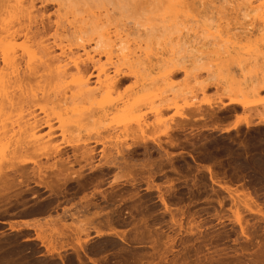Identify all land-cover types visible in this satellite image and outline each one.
I'll return each instance as SVG.
<instances>
[{"label":"rangeland","instance_id":"1","mask_svg":"<svg viewBox=\"0 0 264 264\" xmlns=\"http://www.w3.org/2000/svg\"><path fill=\"white\" fill-rule=\"evenodd\" d=\"M34 1L36 2V3H34L36 11L39 10V13L42 12V14L37 13L38 14L37 17L40 18L42 15V17H43V18H41L42 23L46 24V25H48V24L50 25V28L48 29L47 33L45 34L46 36L44 35L45 36L44 42L46 41V45H47V43H48V45H51V46L53 45L52 41H53V38L55 37L56 33L58 35L57 36L58 39L62 40V42L64 44H67V42L70 43V33L66 32L65 30H61V29L56 30V27H55V24H56L55 22L57 20L59 21L60 18H58V17H61V15H63L62 14L63 10L62 11L58 10L60 12L59 13L57 11L58 7H56L55 4H48V3L40 4L41 0H34ZM142 1H144V0H142ZM142 1H141V3H142L141 5H143V7H141V5L139 7V5H138L139 8H142V10L140 9L142 12L138 8V10L140 11L139 14L141 16L139 14L138 15L140 17H136V16L132 15V16H134L135 19L136 18L138 19V20L136 19L137 21L135 20L136 22H138V25L141 24V26L143 25L144 27H145V25H147V27L149 26L147 29H149L152 26L154 28L155 27L159 28V27H162L163 25H165L166 22L170 21L171 24L178 25V27L175 26L178 28V29L176 28L177 29L176 34H175V30L173 31L171 29L170 31H172V34L170 33L169 34L170 36L169 35L168 36L162 35L163 38H160L161 37V35H160V37H159L160 39H158V37H157L158 34L156 35L153 31V34H155L157 39H158L156 42V40H155L156 38H154L155 35L153 37L150 34L151 32L149 31L150 29L153 30V28H150L148 30L150 35L148 33H147L148 35H146L147 30H144L146 28H142V27L140 28V26H138L135 21L132 22V20H133V18L131 19L132 16L129 15L130 19H128L129 17L127 18L128 15L125 11L126 9L123 8L127 16L124 15L122 17H119L120 15L125 14V13L120 14L122 10L117 11L118 9H120L122 7V4L120 6L118 4H112V5L110 4V6H112V7H110L109 5L106 6V4L100 3L98 10H97V8L95 9V7H94L95 11H94V9H92L91 13H93V14L95 13L94 16H96V13L98 12L99 14L97 13V17H98V15H100L99 18H101V19H102V17L104 19V16H105V19L109 18V17L106 18V13H104L105 14L104 15L103 12H109V13H107L108 14L107 16H111V15L113 17L115 16V18L110 17L111 18L110 20H112V21H110L111 25H110V23H108L109 25L103 24V25H105V26H103V28L105 27L104 29H106V26H108L107 29H109V26H110L111 30L109 29V31L112 34V32L115 31V28H113V27H116V26L121 27V28L124 27L125 29H127V32H129V34H130V36L128 38L130 40V41H128L129 49H131L133 47L131 50H133V49L135 50L136 47H140V49L142 51L147 50V53L152 52L151 55L149 53V56H151V58H156L157 56H154V55L159 56L160 53H163V52L164 53L161 56L164 55V57L165 56L167 57L168 55H165V53L170 49V47H171V49L175 50V47L177 49V47L179 45L178 42L181 43L180 47L183 49L182 50L183 55H182V53L177 55L179 53L178 52L176 54L177 57H176V55L173 57L175 60L172 58V56H170V57L168 56L170 58V61H172V65H174V62H173V60H174V61H176L177 65H179V66H177V69L180 68L181 66H184L189 71L188 76L191 73V76H189V77H192V78L195 77L196 82H198V80H199V82L200 81L205 82V80H208V78H210L212 81L210 79H209V81H210L209 83H207V81H206L205 83L207 84V86H205L204 90L200 91L198 89V86L196 84H194V82H195V81H193L194 79L192 80V78H191V80H192L191 83H188V85L190 84L189 86L191 87V90H190V88L186 87L184 84L185 88H188V90L187 89L185 90V88L183 89V84L181 85V83H183L184 81L186 83L190 82V79L183 80L184 74L182 73V71H179L178 73H176V76H174V79H172V80H173V82H175V83H173V85L174 84H176V85L180 84L182 87L178 86L180 88H178V87L176 88L175 87L176 85H174L173 89L174 88H176V90L180 89V90H178V92L179 91L184 92V90L190 91V92L192 90L193 91L190 94L187 92L188 93L187 95L185 92V95L187 97L184 95L183 92L179 93L181 95L183 94L184 97L180 95L177 97V99H175L176 106L171 105L172 107L171 108L168 107L169 109H167V107H164L163 108L164 110L163 109L160 110L161 109L160 107H163V105L161 103H159L162 100L161 98L165 97L166 99H170L167 97L173 96V94L170 93L171 90L169 92V89L166 86L165 87L163 86L164 87L163 89L167 88L168 89L167 91L169 92V94L167 91L165 92V90H163V89L162 90L164 92L160 89H159L160 90L159 92L155 91V93H153V91H150L152 93L149 94L150 96L147 95V98L145 99L146 102L145 101L142 102V104L144 102H145L144 104H146L147 101L149 100V102L146 104V106L138 104L139 105L138 112L131 115L132 116L131 119L136 118L135 119L136 124H138V123L139 124H147V126L144 127L145 130L143 129V131H146L145 132L146 135H143V137H142L143 140H142V138H139L140 142L138 141V139H136V140L134 138L132 139L131 138L132 136L131 137L129 136L128 138H126V142H127L126 144L130 148H128L129 150L124 152L126 154L123 156V157H125L127 155L125 158H126L127 162L130 161L132 166L136 165V167L134 169L136 174H134L133 170H132L133 172L130 171L131 172L130 174H129V171H126L123 173L124 170H120L116 166H110V169L105 167V165L103 164L104 159L102 156H104V153L107 154V152L105 151L103 154L101 152H103L102 151L103 148H106L105 146H107L109 148V149L106 148V150L111 152L110 151L111 146H109V144H107V143L112 142V140L108 139L109 140L108 141L107 139L104 140L105 138H103V139H100V140H102V141H100L101 143L100 142L95 143L92 140L89 141L90 148L93 147V149L95 151V158H94L95 162L93 161V164L95 166L94 165L93 166L97 167L96 169H93V170L90 169L89 170V168L85 167L82 169L80 168V170H79V167L82 166V164L80 166L75 165L73 167V169L76 168V169H74V171L78 169V171L82 174L81 175L82 180H84V181L78 180L77 181L78 184L76 183V181H69L64 185V188H62V190L58 191L59 194H56V195L54 194L55 192L52 194H51V192H49L50 193L49 194L48 190L44 191L41 189V190H39V193H37L38 195L36 194L35 196H31L32 187L36 188L34 186V184L31 182L27 183L26 185H24V184L19 185V188L16 186H15L16 188L13 187L12 190H14V191L10 190L11 194H9V192H10L9 190H8L9 192L6 191L8 196L14 195V197H11V199H9V200H5V202L3 200L0 201V264H16V263L17 264H22V263L23 264H31L30 261H32V260L39 262V263L43 262L45 264H71V263L76 264V258L75 257H76V255L78 256V254H79V257H81V258L83 257L82 259L85 261L86 264H118V262H119V264H264V177H259L260 174L252 173L250 171L251 169H253L254 165L258 166V163L256 162L255 164H253L251 162H246V164H247L246 165L245 162H241L246 167V170L241 172V173L238 172V170H237V169H239L238 163L236 165V162H234L235 161L234 158L232 156L227 157L225 155L226 152H224V149H225L224 139L226 138L225 137L226 134H222V133L220 134V132L209 131L208 128H207V130L206 129H204V130L200 129V126L205 125V124L209 125L212 123V122H210L211 120L208 121V119H206L207 117H205L206 123H203L205 121H202V119H199V117H196L197 120L196 119L193 120L194 122L193 121L188 122L189 126H188V124H186V126L184 128H181V129H178L175 131L172 130V133L169 130L168 134L169 135L171 134L170 136L169 135L167 136L164 134V132H165V129H164L165 126L164 125H166L165 128H168V125H167L168 122H169L168 123L169 126H173L174 123H180L181 122V119L179 118V114H178V112H180V111H178V110L184 107L185 101H186L185 103H188V101H192V99H190V98H195L197 100L196 102L204 101V102L212 103L214 105H216V104L217 105H225L226 103H228L229 95L225 94L222 91L221 86H218L219 85L218 80H220L221 75H222V77H223V74L226 76V73H224V72H226V71H227V73L229 72L230 75L233 76L234 78L236 77V79L237 78L242 79V76L245 74V76H243V77L251 78V80H253L251 77V76H253V74L246 73L248 68L245 66H242V69H240L241 67L238 68L239 66L237 65V63L235 65H233V64L229 65L226 69L222 68L224 70H222L221 67L219 69L218 68L220 66V65L218 66L219 61L217 58L214 59V57H216V55L215 56L210 55V58H212L211 59L212 61H210V58L207 59V57H209V56H206V59L203 58L202 59L203 61H201L199 64L197 63V66L199 65L198 67L193 66V68H192V65H194V64H189V63H187L186 58L181 59L180 57H182V56L185 57V54H184L185 51L184 50L187 48V46L184 44L183 41L187 40V38H189V35H190V37H192L193 35L195 36L197 34V36H195V37H197L198 39L197 38L195 39L193 37L189 39L192 42H196L198 44H199V42H201L202 44H204V42H205V44H207L209 36L211 39H213L212 38L213 34H211L210 32H216V30L218 32L219 31L218 28H221L222 26L224 28L222 27V30L220 29V32L222 31L221 35L226 33V32L228 33V35L229 34L232 35L233 33L238 34V33H241V31L247 32L248 30H249V33H250V31L252 33V31L254 32L256 30H257L256 32L258 33L261 29L260 27H262V26H260L261 22L258 24L259 18H258V16L257 17L255 16L256 12L254 13V11H253L254 8L250 9L253 5L255 6L256 3L253 2L254 0H250V1L247 0V3H244V1H242V0L239 2H235L234 5H237V4H240V2H243L242 5L245 6V4H248L249 2L252 1L251 2V3H253L252 6L249 7L248 5H246V7L248 6L247 7L248 9L246 10V8L244 6L243 7L245 9L241 6H239V8H238V6L237 7L235 6V8L234 7L232 8V6H234V5H232L233 3L230 4L231 7L224 2H222L223 4H221V2L216 4L218 2V1L216 2V0H215V3H214V0H211V1L205 0V2L201 1V3L199 5H198L199 0H194V1L193 0H189V1L188 0H186V1L180 0L181 3L178 0L177 6H178V4L182 5V2H184L185 4L183 3V6H178V7L174 6L175 9L172 8V11H173L172 12L170 9L171 6L169 7L163 1V3H162L163 5H159V3H158L159 6L157 7V9L158 10L160 9L159 11L161 12V13H159V11H157V13H159V15H158V14H156V12H154L156 8L155 9L152 8V7L157 6L156 2H154V6H153V3H151V2H153V0H149V1L145 0L146 2H148V4H147L144 1L146 3V6L147 7L151 6V7L147 8L143 4ZM206 1H208V3L211 2L212 3V4H210L211 6L208 5V3ZM227 1H232V0H227ZM150 3H151V5H150ZM165 4H166L167 8H166ZM186 4H189V5L194 4L195 7H193V5L188 7ZM202 4H204V5L202 6ZM213 4H215V6L217 5V7L215 8V6ZM225 4L227 6L226 7L227 9L225 8ZM102 5H104L103 8L107 7V8H105L107 11H104L103 8H102L103 10L100 9L102 7ZM184 5L186 6L187 9L185 8ZM218 5H221V7H222L221 10L224 7L225 11L222 10L221 11L222 13L219 12L220 6H218ZM222 5H224V6H222ZM94 6H96V5H94ZM117 6H119L120 8ZM180 7H181L182 12L184 11L183 12L184 14L180 11V9H178ZM190 7L193 9H191ZM144 8L146 10H144ZM165 8L167 10H165ZM188 8H189V11H188L189 13H187L185 11V9L188 10ZM217 8H219L218 11H217ZM79 9H81V8L78 7L77 10H79ZM99 9H100V11H99ZM163 9H164V11H163ZM173 9L179 10V11H176L175 14H170V11L172 13H174ZM190 9H191V11H190ZM240 9H241V11H240ZM242 9H244V10H242ZM83 10H85V9H83ZM83 10H81V11H83ZM143 10L145 12V15H144ZM227 10L229 12H227ZM236 10H237V12H235ZM250 10L253 11L254 14H252ZM81 11H80V15L82 14ZM88 11H90V10L88 9ZM88 11H87V14L85 13V15H84V12H85L84 11L83 15H81L82 17L79 15V17H80L79 19L87 18V16L89 17L90 13L88 14ZM92 11H94V12H92ZM150 11L153 12V16H152V13ZM230 11H233V12H230ZM64 12H65V10H64ZM74 12H76V11H74L72 9V14ZM137 12L138 11L136 10V13ZM67 13H69V12H67ZM76 13H75V18L77 20L78 19V11ZM110 13H112V14H110ZM141 13H143V15ZM69 14L67 16L68 19L66 21H68V20L71 21V17L74 15L73 14L71 16V11ZM154 14H156V15H154ZM165 14H167L168 18L166 17ZM64 15H65V13H64ZM117 15H119V16H117ZM147 15L148 16L151 15V19L149 18L150 21L147 20V18H148ZM173 15H175V16H173ZM154 16H155V18H154ZM156 16H158V17L161 16V18H158ZM169 16L172 18V21L169 18ZM174 17H175V19L177 17L176 21H175V19L173 20ZM189 17H191V19ZM253 17H255V18L253 19ZM38 18H37V23L35 24V25H37V27L42 26L41 24H39V23H41V20ZM142 18H145L146 20L143 19L144 20L143 21ZM179 18H181V19H179ZM65 19L66 18L64 17V20L63 19L62 20L65 21ZM154 19H157V21ZM162 19L165 20V24L163 23ZM151 20L153 23L156 22L154 24L155 26L151 25V24H153V23H151ZM113 21H115L116 23H114ZM142 21H143V23H142ZM158 21H159V23L157 24ZM112 22H113V24H112ZM119 22H120V25H119ZM207 22H208V27H206ZM149 23H151V24H149ZM191 23L194 27L191 25ZM160 24H162V25L160 26ZM210 24H212V25H210ZM62 25L67 26L69 24H67V22H66ZM158 25H159V27H158ZM190 25H191V27H193V29L190 28L189 32H193L195 30V31H197V33L195 31L193 33H188ZM211 26H214V27L211 28ZM117 27H116V29H118ZM184 27H186V28H184ZM203 27L205 29L207 28L209 33L207 30H204ZM215 27H216V30H215ZM64 28L66 29L67 27H64ZM173 28H174V26H173ZM210 28L212 31L209 30ZM134 29L135 30L137 29V30L135 31ZM225 29H226V31H225ZM258 29H259V31H258ZM178 30H180V31L178 32ZM227 30H229V31H227ZM186 31H187V33H186ZM159 32H160V30H159ZM229 32H233V33H229ZM256 32H254V34ZM142 33H143V35H142ZM159 34H161V32ZM206 34H207V36H206ZM214 34L216 35L217 33H214ZM218 35L219 34H217L216 36H218ZM226 35L225 34L222 35L221 38H223V36L226 37ZM145 36L146 37L151 36L150 38H152V39H150L149 37L148 38L150 40L148 38L145 39ZM166 36H167V38H164ZM206 37H207V39H205ZM254 37L256 38L257 35H254ZM112 38L114 40V37H112ZM153 38H154V40H153ZM143 39H144V41H143ZM211 39H209V41ZM252 39H254V38H252ZM145 40H146L147 44L145 43ZM160 40H161V42H160ZM22 41H23L22 38H21V40L19 39L17 44L22 43ZM133 41H134V43H133ZM153 41L155 43H157L158 46H156V44ZM135 42L136 43L138 42V43L136 44ZM167 42L170 45L173 44L174 47L172 48L173 45L168 46ZM170 42H172V43H170ZM258 42H262V41L259 40ZM263 42H264V40H263ZM159 43L160 44L162 43V45H160ZM164 43L165 44L167 43L166 46ZM163 44L165 47H163ZM258 44L260 45L261 43H258ZM258 44H257V47L259 49L261 48L260 50H262V47H260L261 45L258 46ZM147 45H149V46L147 47ZM93 46H94L93 43L87 44L86 50L87 51L89 50V53H91L93 55V56L92 55L91 56L94 59L95 58L97 60L99 59L100 64L101 63L107 64V61L105 62V59H104L106 57L103 54H100V56H99V54H97L98 51H97V53L95 51L92 53V51L94 50V48H92ZM152 46H153V48H151ZM207 46H209V45L207 44ZM262 46L264 47L263 44H262ZM146 47H147V49H144ZM157 47L159 48V50L157 49ZM72 48H73V52L75 51V53H77L76 55H78V54L82 55V52L80 51L81 49L76 50L74 47H72ZM148 48L149 49L151 48V50H153V51H151V50L148 51ZM161 48H162V50H161ZM246 48L247 47L244 46L243 52H245L247 50ZM115 49L117 50L118 48H115ZM136 50H137V48H136ZM260 50H258V51H260ZM53 51H54L53 54L54 53H55V55L58 54V50L55 49ZM170 51H168V52H170ZM248 51L252 52L253 49H250V47H249ZM258 51L256 49V51L254 53L258 54ZM263 51H264V49H263ZM243 52H242V54H243ZM251 52H249V53H251ZM254 53L252 54V56L250 58L251 62L254 60V59H252V58H254L253 57ZM115 54L117 55V53L113 54V61L114 62H116V60H117V59H115L116 57H114ZM152 55H153V57H152ZM242 56H244V54ZM242 56H240V57H242ZM151 58H150V61L152 60ZM171 58H172V60H171ZM246 58H247V56L243 57L242 59L244 60ZM204 59H205V62H204ZM243 60H241V58H240V61L242 63L245 61V60L244 61ZM148 61H149V59H148ZM152 61H156V59L152 60ZM121 62L117 61V63H118L117 66L120 65ZM213 62H215V63H213ZM247 62H248V59L246 60V63ZM151 63L152 62H150L148 65L150 66ZM246 63H243V64H246ZM169 64H170V62H168V66H166V68L170 67L171 64L170 65ZM258 64H259V62H258ZM121 65H122V67L119 66L120 67L119 69H121L122 72H125V74H127L130 78L129 81L127 83H125V85L123 86L126 88L123 89V87H122L121 89L123 91L125 90V92H126V90L130 91L131 88L133 87L132 90L137 91L139 88H141V87H139V86H141V84H142V86L144 85L143 84L144 83L143 77L142 78L140 77L142 75L138 76L139 77L138 79L143 81L139 84L140 81L139 80L137 81V78H136V80H134L135 79L133 77L134 75L131 74L135 69H133L131 71V69H128V68H130V66L126 65L124 67L125 63H123ZM107 68H110L109 72H111L112 67L109 66ZM139 68H141V67L136 68V70L134 72L136 73V71H137V73H138ZM261 68H262V70L264 69L263 66L260 67V69ZM150 69H152V73H154L153 72L154 67L153 68L150 67ZM128 70H130V71H128ZM141 70L142 71L144 70L143 72H145V68L144 69L141 68ZM240 70L243 73L242 76H241L242 73L240 72ZM262 70L256 69L255 74L260 75ZM154 71H155V73L152 74L153 77L158 72L161 73V71L156 72V68L154 69ZM257 71H260V73ZM90 72H92L93 75H95L94 69L91 68ZM145 73H142V74H145ZM138 74H140V73H138ZM209 75H210V77H209ZM217 75H219L220 77L219 76L217 77ZM185 78H187V77H185ZM67 79H69V78H67ZM67 79L65 82H68L69 84L72 85L71 81H69ZM213 79H214V81H213ZM241 79H239V80H241ZM132 80L135 83H133ZM186 80H189V81H186ZM223 80L224 79L221 78V81H223ZM246 80H249V79H246ZM260 80H259V82H261ZM262 80H263V82L261 84L263 85L264 79H262ZM91 81H95L94 77L91 79ZM136 82H138L137 83L138 85L136 84ZM257 84H258V82L256 83V85ZM261 84H258V85H261ZM131 85H135V86H131ZM137 86H138V88H137ZM121 89L119 90L120 93H121ZM128 89H130V90H128ZM65 90H66V92H69V91H67L68 89H65ZM139 90H143V87H142V89H139ZM176 90H174V91L176 93H178ZM174 91H173V93H174ZM261 91H262V89H261ZM225 92H227V91H225ZM125 94H128V93H125ZM129 94H130V92H129ZM191 94H193V95H191ZM261 94L263 95V92H261ZM177 95H175V97ZM125 96H129V95H125ZM138 96H136L137 99H139V98L142 99V97H144L145 95L140 96V94H138ZM189 96H191V97H189ZM185 97H186V99H184ZM173 98H174V96H173ZM173 98L171 97V99H173ZM256 99L251 98V100H249V102H250L249 104L257 103ZM38 102L40 103L41 101H38ZM39 103L36 102L35 103L36 106L34 107V110L37 112V113L36 112L35 113L38 116H40V115L43 116L38 111V107L44 106V108L46 110H49V109L51 110V108H52V107L51 108L49 107L50 105H48V103H46V104L40 103V105H39ZM175 103H173V104H175ZM37 104L39 106H37ZM156 104H157V106H158V104H160V107L158 106V108H157ZM201 104L204 105L203 102ZM47 108H49V109H47ZM153 108L155 109V111L158 109L159 111L162 112V113L159 112L161 117H160V115H156V112H158V110L156 112H154ZM203 108L206 110V107L203 106ZM148 109H150V111ZM52 110H53V108H52ZM52 110L50 113H53ZM237 110H239V109H237ZM139 113H141V115ZM10 114L8 115V117H7V115H5L3 117V119L4 118L5 119L10 118L11 122H12L13 121L12 118L16 119L18 117V116H16L17 111L14 113L15 116L13 113L11 115ZM18 114H19V112H18ZM55 114H56V112H55ZM55 114H53V115H55ZM136 114H139V115H136ZM219 114H221L222 118L220 117V115H219V117L221 119H224V120H222L223 123H225L224 121L232 122L233 121L232 119H235L234 117L231 116L230 117L231 120H230V118L226 120L224 118L225 116L223 114V111H219ZM237 114L238 115L241 114V110H239L237 112ZM119 116L120 115H117V117H119ZM240 116H242V115H240ZM117 117L113 116V118H111V119H113V122L109 120L111 122V124L110 123L107 124V126H108L107 128L110 129L112 127L110 129L112 132L111 133L112 136L113 135H119V133L121 131H124V130L126 131L127 129H129V130H127L126 132L130 133V132H132V129L134 130V128L136 127V125H134L135 122H133L134 119L133 120L129 119L126 121L123 120V123H122V121L120 119V117H122V116H120L119 119H117ZM125 118H127V117L125 116L124 119ZM153 118L155 121L156 120H158V121L155 122L153 120ZM158 118H161V119H158ZM3 119L1 121H3V125H5L6 121H5V119L4 120ZM10 119H7V120L9 121ZM159 121L161 123L160 125H159ZM198 121H201V122H198ZM8 123L11 124L10 121ZM8 123H6V125H5L6 126L5 129L7 128L6 131L8 129L9 130L11 129V127H9V128L7 127ZM156 123H158V125H156ZM201 123H203V124L201 125ZM241 124H240L239 128L242 127ZM55 125L57 127V124L54 123V126ZM190 125L192 126V128ZM0 126L3 127L2 124ZM198 129H200V130H198ZM242 129L243 128L240 129L242 132L240 130H239L240 132L238 131L237 133L233 131L232 132L233 134L230 136H235L236 134H237V136H240V137L243 136L244 131ZM180 130H183V131H180ZM1 131H3V130H1ZM56 132L59 133L57 130H56ZM95 133L97 134L96 129L90 130V132H87L88 135L90 134L89 136L92 135L93 137L95 136L94 135ZM238 133H240L241 135ZM6 135H8L7 132H6ZM6 135H5L6 138L4 139V137H3V140L7 143V140H9V137H11V136H9L7 138ZM9 135H11V134H9ZM86 135H84V137H82V139H85ZM144 136H146L147 138L144 139ZM0 138H2V136ZM13 138H11L12 140L10 139L8 141V143H10V141L13 142V140H15V138L14 139ZM61 139H63V138L60 137L59 134H57L55 136V142L54 143L60 142L63 144V142L60 141ZM220 139H222V142H223V147H221V148H222V154L224 156L222 154L219 155V153H215V151H213V150L211 151V149L210 148L208 149V147L204 148V146H203L204 144H213L212 141L216 142L217 140H220ZM103 140H104V142L106 141L107 143L105 142V144H104ZM133 140L136 141V144L132 143V142H134ZM169 140H172L173 142H175L176 147L168 146ZM177 141L180 144L176 143ZM2 142H1V144H3V145L6 144L5 142H3V143ZM102 142L105 145L104 147L102 145ZM208 142H210V143H208ZM8 143L6 144L5 148H2L3 146H0V170L1 171H2V169H5L4 168L5 164L8 165L9 164L8 162L11 163V161H10L11 160L10 159V157H11L10 156V150H11L12 144L11 143L8 144ZM157 143L159 145H161L162 149L158 147ZM192 145H194V146H192ZM62 146L64 147V151L62 150V152L67 154L68 156H71L72 155V149H70L69 147H67L65 145H62ZM112 149L111 150L114 153V148H112ZM204 149H205V151H204ZM129 151L131 154L129 153ZM164 151L165 152L169 151V154L171 153L170 156L166 157L164 154L165 153ZM65 154H63V157H66ZM261 155L264 157V153ZM1 156H2V158H1ZM25 158H22L21 160H24ZM101 158L103 161L101 160ZM168 158H169V160H168ZM146 159H148V160H146ZM171 160H173V161H171ZM145 161H147V166H149V167L152 166L150 169V172L152 174L151 175L152 179L148 178V180H147L148 172H147V174H145L146 172L144 173L143 172L144 170H141V168H140V170L142 171V172H140L138 169L139 166L145 165ZM42 162H44L43 159H42ZM138 163H139V166H138ZM150 164H152V165H150ZM83 165H84V163H83ZM5 167H7V166H5ZM29 167H31V165ZM98 167L100 170L98 169ZM149 167H146V168H149ZM263 167H264V160H263ZM207 168H209L210 170H213L212 172L216 176V178L213 180H215L214 182H216V183H214L213 181H210V178H208L209 176L207 174L208 173ZM136 169H138L137 170L138 172L136 171ZM164 169H166V170L164 171ZM188 169H189V171H188ZM119 170L122 171V173L124 174L123 175L124 177H121L122 174ZM176 170H178V171H176ZM117 173H119L118 174L119 176L121 174V176H120L121 178H119V176H117ZM125 173H127V175ZM138 173H139V175H138ZM133 174H134V176H132ZM153 175L155 177H153ZM115 176L118 177L119 179L117 178V180H116ZM250 176H251V178H250ZM144 177H146V178H144ZM112 178H115L116 181ZM178 178H179V181H178ZM86 179H88V181ZM143 179H145V180H143ZM250 179H252V180H250ZM111 180H114V181H111ZM134 180H136V181H134ZM163 180H165V181H163ZM85 181L87 182V184H85L86 183ZM81 182L82 183L84 182L83 183V184H85L84 187L82 186ZM97 183H99V184H97ZM169 183H171V187H170ZM223 184H225V186L228 185L227 186L228 187L227 192H224L221 188L218 187V186H222ZM251 185H255L257 187H255V186L253 187ZM169 187H170L171 191H169ZM172 187H173V191H172ZM165 190H167V192L168 191L169 192L167 193ZM238 190H240V191H238ZM94 191H95V193H94ZM19 192L21 193L20 196L17 195V194H19ZM229 192H233L234 194L229 193ZM243 192L244 193L247 192L248 194L250 193L249 194V196H250L249 201L247 200V198L249 199V196H247L248 194L246 193V196H247L246 197ZM4 193H3V195H4ZM15 193H16V195H15ZM92 193H94V194L92 195ZM190 193H192V194H190ZM238 193L241 195H239ZM251 194H252V196H251ZM3 195L1 194V199H2ZM118 195H120V196H118ZM159 195H161L162 197L164 196V199L165 200L167 199V200L166 201H159L160 200ZM243 195L245 198L243 197ZM15 196H17V197L19 196V197L18 198L16 197L17 199L15 200ZM78 196H80V197H78ZM86 196H88V199L90 198L89 200H91V201H85V199L87 200ZM32 197L35 199H33ZM82 197L83 198L86 197V198L83 199ZM237 197H239V198H237ZM251 197L253 200L251 199ZM236 199H237V201H236ZM47 200L52 201L51 202L52 205L54 204V206L51 208L50 213H48V212L47 213H38V214H44V215H38L37 213L33 214V215L31 214V211H35L36 207H38V205H40L39 203L41 201L43 203L44 201H47ZM255 200H257V201H255ZM17 201H19V202H17ZM21 201H23V202H21ZM38 201H40V202H38ZM10 202H12V203H10ZM10 204H12V205H10ZM33 204L36 205L35 208L33 207L34 206ZM87 204H90V205L92 204V205L88 207V210H84L83 209L84 205L86 206ZM9 206H11V207L9 208ZM21 207L24 211L23 210L21 211ZM6 209H7V211H6ZM92 210H93V212H99L100 214H102L99 217L100 218L102 217L103 220H104V218L108 219L111 222V223L109 222L110 223L109 226H111V227L109 228L108 226H105V227L103 226L102 228L100 227L98 230H96V229L94 230L92 228H87L88 231L86 230L85 233L79 232V233L75 234L76 231H80L79 229H76V228H78V227L80 229L85 228V226L83 224H81L83 227L79 226V223H77V221H76V220H78L77 218H79L81 221V219H83V217H84L82 215L83 214L86 215V213L90 214V212ZM103 212H105V213H103ZM77 213L80 215H78ZM46 214H48V215H46ZM58 214H59V217H58ZM70 214L72 215V217L70 216ZM45 215H46V217H45ZM73 215H75V216L73 217ZM77 215L79 217H77L75 220V217ZM37 217H38V219H36ZM34 218L37 221L40 219L39 220L40 223L42 221L41 219H43L44 222H42V223H43V225L45 224L44 225L45 228H43L44 226L42 225V223L41 224L39 223V225H40V228L42 225L43 226L42 228L44 230L40 229V228H32L34 230L36 229V231L31 230V226H30L31 223L30 222L32 219L35 220ZM56 219H58V220L60 219V222L57 220L58 224H54V222H56V221H53V220H56ZM45 220H46V222H45ZM26 221L28 223H30V225L27 224L28 226H30V227H28L29 229H27L26 225H23ZM21 224H22V226H21ZM47 224H48V226H47ZM50 224H54V229H52V231L56 230L55 233L56 234L59 233V237L61 236L60 234L63 233L62 235H64V232H65V235H64L65 237L61 236V238L62 237L63 238L62 239L59 238V239H61V241L58 238H56L57 235L55 233L51 232V227L53 228V226H51ZM17 225H18V227H17ZM60 225H61V227H60ZM63 225H65V226H63ZM56 226L59 227V228H57V229H59V231L56 229ZM112 227H113L114 231H112L113 230V229H111ZM61 229H62V231H61ZM38 230H39V232H38ZM42 231H44V232H42ZM69 231H71V232H69ZM95 231L96 232L102 231V233L106 231L107 235L104 236L103 234H105V233H103V234L101 233V235L99 237H97L98 235ZM108 231H111V232L108 233ZM35 232H36V234H35ZM37 233H38L39 237L37 236ZM95 233H96V235H95ZM44 234L47 235L48 238L50 237L51 234H53V235H51L52 236L51 238L52 239L54 238V242L52 240H50V241L53 242L54 244L56 242H57L56 244H58L59 242L65 243V244L62 245L63 247L61 246V244L60 245L58 244L59 246H61L59 249H58V246L56 245L57 249H54V250L51 249V251H53L52 252L53 254H51V251L49 252V250L47 248H45V245H44L45 242L49 243L50 242L49 239H51V238L48 239ZM42 235H44V236H42ZM44 237L47 241H45ZM75 237L77 240L75 239ZM55 238L57 241H55ZM41 239H43L42 241H45V242L43 243L41 241ZM69 240H70V242H69ZM72 240H73V242H72ZM41 243H43V244H41ZM81 244H82V246H81ZM74 247H75V249H74ZM92 248H94V249L92 250ZM46 250H48V251H46ZM75 250H77L78 254L75 253ZM31 251H32V253H31ZM90 251L91 252L93 251V253H91ZM51 255H54L55 257L51 256ZM49 257H51V258H49ZM49 259H51V260H49ZM85 259H87V260H85ZM89 259L91 261H89ZM94 259H95V261L97 260V262H92V260H94ZM86 261H88V262H86Z\"/></svg>","mask_w":264,"mask_h":264},{"label":"bare ground","instance_id":"2","mask_svg":"<svg viewBox=\"0 0 264 264\" xmlns=\"http://www.w3.org/2000/svg\"><path fill=\"white\" fill-rule=\"evenodd\" d=\"M141 1L142 0H41L40 4H42V3L55 4L56 7H58L57 8V11L58 10L59 11H62L63 10V13H62L63 15H61V17H58V18H60L59 21L57 20L55 22L56 23L55 24V27H56V30H60L61 29V30H65L66 32H69L70 33V43L67 42V44H64L62 42V40H59L58 39V37H57L58 35L56 33V35H55V37L53 38V41H52L53 42V45L51 46V45H48V43L46 45V41L44 42V37L46 36L45 34L47 33L48 29L50 28V25L49 24L46 25V24H43L42 23V19H41V18H43L42 15H41V17L39 16L40 18L37 17L38 16L37 13H39V10H37L38 12L36 11L35 4H34L36 2L34 0H0V119L1 118L3 119V117L5 115H7V117H8V115L10 113L11 114L12 113L14 114L16 111H17L16 116H18L16 119L12 118V120H13L12 122H11V119L10 118H6V119L4 118L5 121H6V123H8L9 121L11 123V124L8 123V126H7L8 128L11 127L10 130L8 129L9 131L8 130L6 131L7 128L5 129L6 123H5V125H3V121H1L2 119L0 120L1 121L0 123L3 126V127L0 126V129L3 130V131L0 130L1 131L0 132V137L2 136V138H0V146H3L2 148H5V146L8 143V141L11 138H13V137L15 138V140H13V142L10 141V143L12 144V147H11V150H10V156H11L10 157V159H11L10 161H11V163L8 162L10 165L9 164L8 165L5 164V166H7V167L4 166L5 169H2V171L0 170V201L3 200L5 202V200H9V199H11V197H14V195H12V196L9 195L8 196L7 193H6V191L9 192L10 190L13 189V187L14 188L18 187L19 188V185H23V184L26 185L29 182L33 183L34 186L36 187V188H33L32 187V189H31V196H35L37 193H39V190H41V189L44 190V191H47L48 190V193L51 192V194L55 192L54 194L56 195V194H59L58 191L62 190V188H64V185L67 182H69V181H76V183H77L78 180L81 181L82 180V176H81L82 174L78 171V169L74 171V169H76V168L73 169V167L75 165L80 166L82 164V166L79 167V170H80V168L82 169V168H85V167L89 168V170L90 169L93 170V169H96L97 168V167H94L95 165L93 164V161H94V158H95V151H94L93 147L90 148V146H89V141H91V140L94 141L95 143H99L100 141H102L100 139H103V138H105L104 140H106V139L107 140L108 139L112 140V142H110V143H107L106 141L105 142L107 144H109V146H111V149L114 148V153L112 152L113 149L112 150L110 149V151L112 153L109 152V151H107L106 148H108V147L104 145L105 144L104 140H103L104 144L102 142L103 147L105 146L106 148H103V150H102L103 152H101V153L103 154L105 151L107 152V154L104 153V156L101 155L103 157V159H104L103 164L105 165L106 168H109L110 169V166H116V167H118V169L124 170L123 173L126 172V171H129V174L134 171L136 165H133L132 166V164L130 163V161H128L130 164L127 162V160L125 158L127 155L125 157H123L126 154L124 152L127 151V150H129L128 148H130L126 144L127 143L126 142V138H128L129 136L130 137L132 136L131 137L132 139L133 138L135 140L138 139V141L140 142L139 138H142L143 135H146L145 134L146 131H143V129H144V127L147 126V124H139L138 122H137L138 124H136V122H135V119L136 118L135 119L134 118L131 119V117H132L131 115H133V114H135V113L138 112L139 105H145L146 106V104L149 102V100L147 101L146 104H144L146 102L145 99L147 98V95H149V94L152 93L150 91H153V93H155V91L156 92H159L165 86L169 89V92L171 90L170 93L173 94L174 98H173V96L167 97L166 95L165 96L167 98H170V99H166L165 97H162L161 98L162 100L159 103H161L163 105V107H160V104H158V106L161 108L160 110H162L164 107H167V109H169V108L172 107L171 105H175L176 106L175 99H177V97L181 95L179 93L183 92V91H181V92L179 91L178 92V90H180V89L176 90V88L178 86H181L183 84V89L186 86V87L190 88V90H191V87L189 86L190 84L188 85V83H191V81L193 79H194L193 81H195V79H196L195 77L194 78L189 77V76H191V73L188 76L189 71L184 66H181L180 68L177 69V66H179V65H177L176 61H174L175 59L173 57L178 52L179 53L177 55H179L180 53H182V50L183 49L180 47L181 46V43L178 42L179 45L177 44L178 45L177 49L175 47V50H174V49H171V47H170V49L168 48L169 49L168 51H170V50L171 51L170 52L167 51L165 53V55H168L169 57L172 56V58L174 59L173 60L174 65H172V61H170V58L168 56L167 57L166 56L164 57V55L161 56L164 52L163 53H160L159 56L158 55H154V56H157L156 58H151V56H149V53L151 55L152 52H148L147 53V50L142 51L140 49V47H136L137 50H136V48H135V50L134 49L131 50L133 47L132 48L130 47L131 49H129L128 41H130V40L128 38H129L130 34H129V32H127V29H125L124 27H123L124 29L121 28V27H117V26L116 27L118 29H116V27H113V28H115V31H113L112 34L109 31L110 26H109V29H107L108 26H106V29H104L105 27L103 28V26H105L106 24L110 23V25H111V22L110 21H112V20H110L111 19L110 17H113V16L112 15L111 16H107L108 15L107 13H109V12H103V14L106 13V18L109 17L107 19H105V16H104V19H103V17H102V19L99 18L100 15H98V17H97V13L98 12L96 13V16H94L95 13L94 14L91 13V10L94 9V7H95V9L97 8V10H98L100 3L101 4L104 3V4H106V6L107 5L110 6V4L111 5L112 4H118L120 6L122 4V7H121L122 9L119 6H117V7L120 8L117 11L122 10L123 12L121 11L120 14H123L126 11V13H127L128 16L126 15V13L123 14V15H120V16L117 15V16L122 17V16L126 15L127 18L129 17L128 19H130V16H132V15H134L136 17H140L141 15L139 13L142 10V8H139V7L142 4ZM144 1H142V2L146 6V3L148 4V2L145 1L146 2L145 3ZM163 1L169 7L171 6L170 7L171 11H172V8L175 9L174 6H176V7L183 6V3H184V2H182V5L178 4V6H177V1L178 0H153V2H151V3H153V6H154V2H156L157 6L152 7V8H154V9L156 8L154 12H156V14H158V15L161 12L159 11L160 9L159 10L157 9V7L159 5H163L162 4ZM201 1L202 2L204 1L205 2V0H199L198 1L199 2L198 5L201 3ZM239 1H241V0H232V1L216 0V2H217L216 4H218L220 2H221V4H223L222 2H224V3H226L227 5H229L231 7V5H230L231 3H233L232 5H234L235 2H239ZM242 1H244V3H247V0H242ZM179 2L181 3L180 0H179ZM206 2L208 3V1H206ZM251 2H249L248 4H245V6L242 5L243 2H240V4H237L236 3L237 5L232 6V8L233 7L235 8V6L236 7L238 6V8H239V6H241V7L244 6L246 8V10H247L248 9L247 8L248 6L249 7L252 6L253 3H251ZM253 2L256 3V4L258 3V4L257 5L255 4V6L253 5L254 7L252 6L250 9L254 8L253 11H254V13L256 12V15L255 16L256 17L258 16V18H259L258 24L261 22V25L260 26H262V27H260L261 28L260 31L258 29V31H259L258 33L256 32L257 30L254 31V32H256L255 34H254L253 31H252V33L250 31V33H249V30L247 32L246 31H244V32L241 31V33H238V34L237 33H233V32H229V33H233L232 35L231 34L228 35V33L226 32V33H224L225 35L227 34L226 37L223 36V38H221V36L224 35V34L221 35V32L222 31L220 32V29L222 30V27L223 26L221 28H218V30H219L218 32L219 33L217 32L216 27H215L216 32H210L211 34H213V37L211 36L213 39H211L210 36L208 37L212 41L211 40L209 41V39H208V42L206 41L209 46H207V44H205V42H204V44H202L201 42H199V44H198L196 42H192L191 40H189L192 37L196 39L197 37H195V36H197V34L195 36L193 35L192 37H190V35H189V38H187V40L183 41L184 44L187 46V48L184 50L185 52L183 51L184 54H185V57H183V56L180 57L181 59L186 58L187 59V63L194 64V65H192V68H193V66L198 67L199 65L197 66V63L199 64L201 61H203L202 60L203 58L206 59V56H209V57H207V59H209L210 58V55L211 56L212 55H214V56L216 55V57H214V56L213 57H214V59H216V58L218 59V61H219L218 66L220 65L218 67L219 69H220V67H221V69L222 68L226 69L229 65H231V64L235 65L237 63V65L239 66L238 68L241 67L240 69H242V66H245V67L248 68L247 69V72L246 71L245 72L246 73L253 74V76H251L253 80H251V78L243 77V76H245V74L243 75V73L241 72V70H240V72L242 73L241 76L243 75L242 76V79L241 78H237L236 79V77L234 78L233 76L230 75L229 72L227 73V71L224 72V73H226V76L223 74V77H222V75L220 77L219 76L220 74L217 72L219 74V75H217V77L218 76L220 77V80H218V82H219L218 84L219 85L218 84L217 85L218 86H221L222 91L225 94L229 95V97H228V103H226L225 105H217V104L214 105L212 103L202 101L204 103V105H203V104H201L202 102H199V101L196 102L197 100L195 98H190V99H192V101H188V103H185L186 102L185 101L184 102V107L181 108V109H179V110L177 109L178 111H180V112H178V114H179V118L181 119V122L182 123L181 122L180 123H174L173 126H169V124H168L169 122H168L167 123L168 128H165L166 125H164V124L163 125L165 126L164 127V129H165L164 134L168 136L169 135L168 134V131L169 130L172 133V130L175 131V130L184 128L186 126V124H188V126H189V123L188 122H191V121L195 120L196 117H199V119H202V121H205L203 123H206V119H208V121L211 120L210 122H212V123L209 124V125H206V124L205 125H202L203 123H201L202 126H200V129H203V130L206 129L207 130V128H208L209 131H215V132H220V134L221 133L222 134H226L225 135L226 138L224 137L225 138L224 139V141H225V149H224V152H226L225 155L227 157L228 156H232L234 158V160H235L234 162H236V165L238 163V168H239V169H237L238 172L241 173V172H243V171L246 170V167L241 162H245V164H246V162H251L253 164H255L257 162L258 163V166H256V165H254V167L252 166L253 169H251L250 171L252 173H258V174H260L259 177H264V167H263L264 157L261 155V154L264 153V96H263L264 95V84L263 85L261 84L263 82L262 79H264L263 78L264 77V69L263 70H262V68L260 69V67H262V66L264 67V51H263L264 47L262 46V44L264 45V42H263V40H264V11H263L264 10V0H254ZM151 3H150V5H151ZM158 3H159V5H158ZM214 3H215V0H214ZM166 4H165V6H166ZM210 4H212V3L211 2L208 3V5H210ZM226 4H225V8L227 7ZM94 5H96V6H94ZM138 5H139V7H138ZM186 5L188 7L191 6V5H193V7H195L194 4H191V5L186 4ZM203 5L204 4H202V6ZM213 5L215 6V4H213ZM246 5H248V6L246 7ZM218 6H220V9L217 8V11H218V9L220 10L219 12H221L222 10L225 11L224 10V7L221 10V8H222L221 5H218ZM222 6H224V5H222ZM78 7L81 8V9H79L80 11L83 10V9H85V10L81 11V13H82L81 15H83V12L84 11H85L84 12V15H85V13L87 14V11L89 9L90 10V11H88V14L90 13L89 14V17L87 16V18H81V19H79L80 18L79 17L80 11L77 10ZM103 7H104V5H102V7L100 9H102ZM110 7H112V6H110ZM141 7H143V5H141ZM149 7H151V6H149ZM149 7H147V8H149ZM216 7H217V5L215 6V8ZM105 8H107V7H105ZM105 8H103L104 11H107ZM123 8L126 9V10L124 11ZM138 8H139V10L140 9L141 10L139 11ZM166 8H167V6H166ZM166 8H165V10H167ZM185 8H186V6H185ZM72 9L74 11H76V12L78 11V19L79 20L78 19L76 20V18H75V13L76 12L73 13L74 15L72 14ZM95 9H94V11H95ZM100 9H99V11H100ZM178 9H180V11L182 12L181 7L178 8ZM186 9H185V11L187 13H189L188 12L189 11V8H188V10H186ZM191 9H193V8H191ZM191 9H190V11H191ZM244 9H242V10H244ZM64 10H65V12H64ZM136 10L138 11L137 13H136ZM144 10H146V9L144 8ZM144 10H143V12H144ZM66 11L69 12V13L71 11V16L73 15L74 17L73 16L72 17L74 19L71 17V21H69V20L66 21L68 19L67 16L69 14ZM94 11H92V12H94ZM157 11H159V13H157ZM163 11H164V9H163ZM171 11H170V14H175L176 11H179V10H174V13H172L173 11L172 12ZM240 11H241V9H240ZM253 11H251L252 14H254ZM227 12H229V11L227 10ZM230 12H233V11H230ZM235 12H237V10ZM64 13H65V15H64ZM112 13H110V14H112ZM151 13H152V16H153V12H151ZM39 14H42V12L39 13ZM141 14L143 15V13H141ZM156 14H154V15H156ZM144 15H145V12H144ZM165 15L167 17V14H165ZM134 16L131 17V19L133 18L132 22L137 19V18L135 19ZM149 16H148L147 20L150 21L151 15H149ZM173 16H175V15H173ZM64 17L66 18L65 21H63L64 20ZM156 17H158V16H156ZM177 17H176V19H177ZM37 18L41 20V23H39V24H41L42 26L37 27V25H35L37 23ZM113 18H115V16ZM154 18H155V16H154ZM158 18H161V16H159ZM169 18L172 21V18L170 16H169ZM189 18L191 19V17H189ZM254 18L255 17H253V19ZM143 19L146 20L145 18H142V20ZM174 19H175V17L173 18V20ZM176 19H175V21H176ZM179 19H181V18H179ZM154 20L157 21V19H154ZM162 20H163V23L165 24V20L164 19H162ZM143 21H142V23H143ZM66 22L69 25H67V26L62 25L64 23H66ZM113 22L116 23L115 21H113ZM113 22H112V24H113ZM136 23L138 25V22H136ZM151 23H153L152 20H151ZM151 23H149V24H151ZM155 23H153L151 25H154ZM158 23H159V21L157 22V24ZM103 24H105V25H103ZM162 24H160V26ZM119 25H120V22H119ZM165 25H163L162 27H159V25H158L159 28H156V27L154 28L153 26L150 27V28H153V30L150 29V28H149L150 30L147 29L149 27V26L147 27V25H145V27H144L143 25L141 26V24H139L138 26H140V28L141 27L142 28H146V29H144V30H147V32L145 31L146 32V35L149 34V31L151 32L150 34L153 37H154L155 34L156 35L158 34L157 35L158 39L163 38L162 35H164V36L167 35L168 36L170 33L172 34V31H170L171 29L173 31L175 30V34H176V30L178 29L177 28L178 25L171 24L170 21L169 22H166ZM191 25H192V23H191ZM191 25L189 27V30L187 29L188 30V33H193L195 31L194 30L193 32H189L190 31V28L193 29V27H194L193 25H192L193 27H191ZM206 25H207L206 27H208V22H207ZM210 25H212V24H210ZM63 26L64 27H67V28L65 29ZM173 26H174L175 29L173 28ZM175 26H177V27H175ZM212 27H214V26H211V28ZM184 28H186V27H184ZM211 28L209 29L210 31H212ZM159 30H160L161 34H159L160 33ZM204 30H207L208 31L207 28L206 29L204 28ZM153 31H154L155 34H153ZM179 31L180 30H178V32ZM225 31H226V29H225ZM227 31H229V30H227ZM195 32L197 33V31H195ZM186 33H187V31H186ZM208 33H209V31H208ZM214 33H217L220 36L219 35L216 36L217 34L215 35ZM142 35H143V33H142ZM156 35H155L154 38H156L155 40L157 42L158 39H157ZM160 35H161V37H160ZM254 35H257L258 38L257 37L255 38ZM167 36L164 37V38H167ZM206 36H207V34H206ZM112 37H114V40H113ZM148 37L150 38L151 36H147V37L145 36V39L148 38ZM21 38L23 39L22 43L17 44L18 43V40L19 39L21 40ZM154 38H153V40H154ZM252 38H254V39H252ZM150 39H152V38H150ZM205 39H207V37ZM258 39L260 41H262L263 43L262 42H258L259 41ZM143 41H144V39H143ZM160 42H161V40H160ZM89 43H93L94 44V46L92 47V48H94V50L92 51V53L94 51L97 53V51H98L97 54H99V56H100V54H103L106 57L104 59H105V62L107 61V64L106 63H101L100 64L99 63V59L97 60L95 58L96 59L95 60L92 57L93 55L91 53H89V50L88 51L86 50L87 49L86 48L87 47V44H89ZM133 43H134V41H133ZM145 43H146V40H145ZM170 43H172V42H170ZM258 43H261L260 44L261 46ZM155 44H156V46H158L157 43H155ZM164 44H163V47L166 46V44H165V46H164ZM257 44H258V46L262 47V50H260L261 48L259 49L257 47ZM160 45H162V43ZM169 45L170 44L168 43V46ZM172 45L173 44H171L170 46H172ZM148 46L149 45H147V47ZM244 46L247 47L246 48L247 50L245 49L246 50L245 52H243ZM72 47H74L76 50L77 49H81L80 51L82 52V55L81 54L80 55L79 54L76 55L77 53H75V51L73 52V48ZM147 47L144 48V49H147ZM173 47H174V45L172 46V48ZM249 47H250V49H253V51L254 50L256 51V49H257V51L258 50H260V51H258V54H255L254 53L255 51L254 52L253 51L252 52L251 51H248V48ZM115 48H118V49L116 50ZM151 48H153V46ZM151 48L150 49L148 48V51L151 50ZM55 49L58 50V54H56V55H55V53L53 54V52H54L53 50H55ZM157 49L159 50L158 47H157ZM161 50H162V48H161ZM151 51H153V50H151ZM242 52H243L244 56H242L243 55ZM249 52H251V53H249ZM114 53H117V55L116 54L114 55V57H116L115 59H117L116 62L113 61V54ZM253 53H254V55H253L254 58H252V59H254V60L251 62L250 61V58H251V56H252ZM177 55H176V57H177ZM182 55H183V53H182ZM245 55L247 56V58L244 59L245 60L244 61L242 58L243 57H246ZM240 56H242V57H240ZM152 57H153V55H152ZM239 57L241 58V60L244 61L243 63H246V60L247 59H248V62L246 64H243L240 61V58ZM150 58L152 60H155L156 59V61H152V60L150 61ZM172 58H171V60H172ZM148 59H149V61H148ZM205 59H204V62H205ZM211 59L212 58H210V61H212ZM117 61L118 62H121L122 61L123 63H125L124 67L126 65L130 66V68H128V69H131V71L133 69L136 70V68H138V67H141L143 69L145 68V72L147 74L145 72H143L144 70L142 71L141 68H139V72H138L140 74H138L137 71L135 73L134 72L135 70L133 71L134 73L133 72L131 73L132 75H134L133 76L135 78L134 80H136V78H137V81L138 80L140 81L139 84L144 81V83H143L144 85L142 86V84H141V86H139V87H141L139 89H142V87H143V90H139L138 89L139 91L138 90L137 91H133L132 90L133 87H132L131 88L132 91L130 89H128L130 91H127L126 90V92H125V90L123 91L121 89L125 85V83H127L129 81L130 78H129V76L127 74H125V72H122L121 69H119L120 67H122L121 64H123V63L121 62L120 65L117 66V64H118ZM150 62H152V63L154 62V63L153 64L151 63L150 66H149L148 64ZM168 62H170V64L172 66L169 64L170 67L169 68L168 67L166 68V66H168ZM258 62H259V64H258ZM213 63H215V62H213ZM109 66L112 67L111 68V72H109L110 68H107ZM150 67L151 68L154 67V69L156 68V72L157 71H161V73L158 72L153 77L152 74H154L155 71L153 69V72L154 73H152V69H150ZM91 68L95 70V75H93V73L90 72L91 71ZM224 69H222V70H224ZM256 69L257 70L258 69L259 70H262L261 73H260V71H257V72L260 73V75L255 74V72H256L255 70ZM128 71H130V70H128ZM179 71H182V73L184 74L183 75L184 76V79L183 78L182 79L183 80L190 79V82H187L186 83L184 81L185 83L183 82V83H181V85L180 84L179 85L174 84V85H176L175 86L176 88L173 89V87H174L173 83H175V82H173L172 79H174V76H176V73H178ZM142 73H145V74H142ZM139 75H142L140 77L141 78L143 77V81L140 80V79H138L139 78L138 77ZM93 77H94V80L95 81H91V79ZM185 77H187V78H185ZM209 77H210V75H209ZM67 78H69V79H67ZM191 78H192V80H191ZM221 78L224 79V80L221 81ZM66 79L69 80V81H71L72 85L69 84L68 82H65ZM209 79L210 78H208V80H205V82L207 81V83H209L210 82ZM239 79H241L242 81L239 80ZM246 79H249V80H246ZM259 80L261 82H259ZM186 81H189V80H186ZM213 81H214V79H213ZM198 82H199V80H198ZM198 82L195 81L194 84H196L198 86V89L200 91L201 90H204L205 89V86H207V84L205 82H203V81H202L203 83L201 81L199 83ZM255 82L256 83L258 82V84H261L262 86L261 85H258V84H257L258 85L257 86ZM133 83H135V82L133 81ZM137 83L138 82H136V84ZM184 84H185V86H184ZM131 86H135V85H131ZM125 88L126 87H123V89H125ZM137 88H138V86H137ZM167 88H165L163 90H165V92H166L168 90ZM178 88H180V87H178ZM188 88H185V90L186 89L188 90ZM65 89H68L67 91H69V92H66ZM120 89H121V93L119 91ZM261 89H262V91H261ZM174 90H176L178 93H176ZM185 90L183 92L184 95H185V92H186V95H187L188 93L190 94L193 91L192 90L190 92V91H185ZM173 91H174V93H173ZM225 91H227L228 93L225 92ZM129 92H130V94H129ZM169 92H168V94H169ZM261 92H263V95L261 94ZM125 93H128V94H125ZM124 94L125 95H129V96H125ZM138 94H140V96L141 95H145V96L142 97V99H140V98L137 99L136 96H138ZM174 94L175 95L178 94V95L175 97ZM191 95H193V94H191ZM181 96H183V94ZM171 97L173 99H171ZM186 97L184 99H186ZM189 97H191V96H189ZM251 98H254V99L257 98L256 99L257 103H251V104H249L250 103L249 100H251ZM38 101H41L40 103H45V104L48 103V105H50L49 107L50 108L51 107L53 108V110L51 108V110L53 111V113H50L51 110L49 108H47V109H49L50 111L49 110H46L44 108V106H43V107H38V111L43 116H41V115H40L41 117L38 116L36 114L37 112L34 110V107L36 106L35 103L36 102L39 103ZM143 101H145V102L142 104ZM40 103H39V105H40ZM173 103H175V104H173ZM39 105L37 104V106H39ZM156 106H157V104H156ZM158 106H157V108H158ZM203 106L206 107V110L203 108ZM237 109L241 110V114H239V115L237 114V112L239 111ZM148 110L150 111V109H148ZM153 111L156 112L155 109ZM219 111H223V114L225 116L224 118L226 120L229 119L232 116V117L235 118V119H232V120L233 121L235 120V121L234 122L233 121L232 122H230V121H224L225 123H223L222 120H224V119H221L222 117H221V114H219ZM18 112H19V114H18ZM55 112H56V114H55ZM159 112H161V111L158 110V112H156V115H160ZM53 114H55V115H53ZM139 114L141 115V113H139ZM139 114H136V115H139ZM117 115H120L122 117L123 116L124 117L125 116L127 117V118L124 119V117L122 118V117L119 116L120 119H121V121H122V123H123V120L126 121V120H129V119L130 120H133L134 119L133 122H135L134 125H136V127L134 128V130L132 129V132L127 133L126 131L129 130V129H127L126 131L124 130V131H121L120 133L118 132L119 135H113L112 136V134H111L112 132L110 130L112 127L110 129L107 128L108 127L107 124H109V123L111 124L110 121L113 122V119H111V118H113V116L114 117L115 116L117 117ZM219 115H220L221 118L219 117ZM240 115H242V116H240ZM14 116H15V114H14ZM119 117H117V119H119ZM160 117H161V115H160ZM205 117H207V118L205 119ZM7 119H10V120L8 121ZM158 119H161V118H158ZM153 120H154V118H153ZM230 120H231V118H230ZM157 121L158 120H156L155 122H157ZM198 122H201V121H198ZM54 123L57 124V127H56V125L54 126ZM160 124L161 123L159 121V125ZM240 124H241L242 127L239 128ZM156 125H158V123H156ZM191 128H192V126H191ZM241 128H243L242 130L244 131V133H243L244 135L243 136L240 137V136H237V134L235 136H230V135L233 134L232 133L233 131L237 133ZM94 129H96V132H97V134L95 133L94 135L95 136L97 135V136L96 137L95 136L93 137L92 135L89 136L90 134L88 135L87 132H90V130H94ZM200 129H198V130H200ZM56 130L59 133H57ZM183 130H180V131H183ZM6 132H7L8 135H6ZM9 134H11V135H9ZM57 134H59L60 137L63 138V139L60 140L61 142H63V144L60 143V142L59 143H54L55 142V136ZM238 134H240V133H238ZM5 135L7 136V138L9 136H11V137H9V140L6 139L7 140V143L3 140V137H4V139L6 138ZM84 135H86V137H85V139H82V137H84ZM146 138L147 137L144 136V139H146ZM142 140H143V138H142ZM2 141L5 142L6 144L5 145L1 144ZM178 141L176 143H179ZM10 143H8V144H10ZM132 143L133 144H136V141H134ZM208 143H210V142H208ZM212 143L213 144H204L203 146H204V148L208 147V149L210 148L211 151L213 150V151H215V153H219V155H221L222 154V148L221 147H223L222 139L217 140L216 142L212 141ZM61 144L69 147L70 149H72V155L71 156H68L67 154H65V153L62 152V150L64 151V147ZM157 145H158L159 148H161V145H159L158 143H157ZM168 146H170V147H176V144L172 140H169ZM192 146H194V145H192ZM204 151H205V149H204ZM129 153H130V151H129ZM63 154H65L66 157H63ZM164 154H165L166 157H168V156H170L171 153L169 154V151H168V152H165ZM1 158H2V156H1ZM22 158H25V159L24 160H21ZM42 159L44 160V162H42ZM101 160H102V158H101ZM146 160H148V159H146ZM168 160H169V158H168ZM171 161H173V160H171ZM83 163H84V165H83ZM30 165H31V167H29ZM150 165H152V164H150ZM138 166H139V163H138ZM146 167H149V166H147V161H145V165L139 166L138 169H139L140 172H142L141 170H144L143 172L144 173L146 172L145 174H147V172H148V174H147V180H148V178L149 179L150 178L152 179V177H151L152 174L150 172V169H151L152 166H150L149 168H146ZM140 168H141V170H140ZM98 169H99V167H98ZM138 169H136V171ZM189 169H188V171H189ZM165 170L166 169H164V171ZM176 171H178V170H176ZM207 171H208L207 174L209 176L208 178H210V181H213L214 182L215 180H213V179H215L216 176L212 172L213 170H210L209 168H207ZM120 172L122 174V176H121V174H120V176L121 177H124L123 176L124 174L122 173V171H120ZM127 173H125V174L127 175ZM139 173H138V175H139ZM118 174L119 173H117V176H119ZM134 174H136L135 171H134ZM134 174L132 176H134ZM154 175H153V177H155ZM120 176H119V178H121ZM115 178L117 180L118 177L115 176ZM115 178H112V179L115 180ZM144 178H146V177H144ZM250 178H251V176H250ZM252 179H250V180H252ZM86 180L88 181V179H86ZM114 180H111V181H114ZM143 180H145V179H143ZM82 181H84V180H82ZM134 181H136V180H134ZM163 181H165V180H163ZM178 181H179V178H178ZM83 183L81 182L82 186L84 187V185L87 184V182L85 184H83ZM214 183H216V182H214ZM97 184H99V183H97ZM169 184H170V187H171V183H169ZM227 186H225V184H223L222 186H218V187L221 188L224 192H227L228 191V187ZM251 186L254 187L255 185H251ZM170 187H169V191H171ZM173 187H172V191H173ZM255 187H257V186H255ZM240 190H238V191H240ZM12 191H14V190H12ZM165 191L167 192V190H165ZM3 193H4V195H3ZM94 193H95V191H94ZM94 193H92V195ZM229 193H233V192H229ZM246 193H244L245 196H246ZM1 194L3 195L2 196V199H1ZM9 194H11V191L9 192ZM20 194L21 193L19 192V194H17V195L20 196ZM190 194H192V193H190ZM249 194L247 196H249ZM15 195H16V193H15ZM239 195H241V194H239ZM244 195H243V197H244ZM118 196H120V195H118ZM159 196H158L159 199H160L159 201H166L167 200V199L166 200L164 199V196L163 197L161 195H159ZM251 196H252V194H251ZM16 197L17 196H15V200L18 198V197L17 198ZM78 197H80V196H78ZM86 197H87V200L85 199V201H91V200H89L90 198L88 199V196H86ZM86 197H84V198H86ZM237 198H239V197H237ZM33 199H35V198H33ZM251 199H252V197H251ZM247 200L248 201L250 200V196H249V199L247 198ZM236 201H237V199H236ZM255 201H257V200H255ZM17 202H19V201H17ZM21 202H23V201H21ZM38 202H40V201H38ZM51 202L52 201H48L47 200V201H44L42 203V201H41L39 203L40 205H38V207H36V210L34 209L35 211H31V214L33 215V214H36V213L38 214V213H47V212L50 213L51 212V208L54 206V204L52 205ZM10 203H12V202H10ZM10 205H12V204H10ZM91 205L90 204H87L86 206L84 205V208L83 209L84 210H88V207L91 206ZM35 206L36 205H34L33 207L35 208ZM10 207L11 206H9V208ZM22 207H21V211L23 210ZM6 211H7V209H6ZM92 212H93V210L90 212V214H88V213H86V215L83 214L82 216H84V217H83V219H81V221H80L79 218H77V217H79L78 215H80V214L77 213L78 215L75 217V220L77 218L78 220H76V221H77V223H79V226L81 227L82 226L81 224H83L85 226V228H81V229L79 227L76 228V229H79L80 231H76V232L74 231L75 234L76 233H79V232L85 233L86 230L88 231L87 228H92L94 230L95 229L98 230L100 227L102 228L103 226L104 227L105 226H108L109 228L111 227V226H109V224L111 222L108 219H105L104 218V220H103L102 217L101 218L99 217L102 214H100L99 212H93V213ZM103 213H105V212H103ZM38 215H44V214H38ZM46 215H48V214H46ZM46 215H45V217H46ZM70 216L72 217L71 214H70ZM74 216L75 215H73V217ZM58 217H59V214H58ZM36 219H38V217ZM35 220H33V219L31 220V222H30L31 225L27 221L23 225H26L27 226V229H29L28 227L31 226V230H34L32 228H40V225H39V223H40L39 220L40 219L38 221L37 220L35 221ZM41 220H42L41 223L44 222L43 219H41ZM57 220L58 219L53 220V221H56V222H54V224H58L57 223ZM58 221L60 222V219ZM45 222H46V220H45ZM27 224L30 225V226H28ZM48 224H47V226H48ZM54 224H50L51 226H53V228L50 226L52 233H55V231H56V230L55 231L53 230L54 232L52 231V229H54ZM42 225H43V223H42ZM42 225H41V228L40 229L45 228V226H44L45 224L43 225L44 227ZM21 226H22V224H21ZM63 226H65V225H63ZM17 227H18V225H17ZM60 227H61V225H60ZM57 228H59V227L56 226V229ZM111 229H113V227ZM57 230L59 231V229H57ZM34 231H36V229ZM61 231H62V229H61ZM112 231H114V229ZM38 232H39V230H38ZM42 232H44V231H42ZM69 232H71V231H69ZM109 232H111V231H108V233ZM96 233L98 235L97 237H99L101 235L102 231L101 232H98L97 231ZM96 233H95V235H96ZM103 233H105V234H103ZM103 233L102 234L104 236L107 235L106 234V231L103 232ZM35 234H36V232H35ZM62 234H60V235L61 236H64L65 235V232H64V235H62ZM44 235H42V236H44ZM51 235H53V234H51ZM51 235H50L49 238L52 237ZM56 235H57L56 238H58V239L61 238V236L59 237V233L56 234ZM37 236L39 237L38 233H37ZM45 236L47 237V235H45ZM56 238H55V241H57ZM44 239H45V237H44ZM61 239H59V240L61 241ZM75 239H76V237H75ZM42 240L43 239H41V241ZM50 240H52L54 242V238L53 239L52 238L49 239V241ZM45 241H47V240L45 239ZM45 241H42V242L44 243ZM53 242H51V241L49 243L48 242L47 243L45 242V244H44L45 245V248H47L49 250V252L51 251V249H53V250L54 249H57L56 248V245L58 246V249H59L63 244H65V243H61V242L58 241L59 242L58 244L59 245L61 244V246H59L58 244H56L57 242L55 244ZM69 242H70V240H69ZM72 242H73V240H72ZM43 243H41V244H43ZM81 246H82V244H81ZM74 249H75V247H74ZM93 249L94 248H92V250ZM48 250H46V251H48ZM52 252L53 251H51V254H53ZM31 253H32V251H31ZM75 253L78 254L77 250H75ZM91 253H93V251ZM54 255H51V256H54ZM49 258H51V257H49ZM75 258H76V264L77 263L78 264H86L85 261L82 259L83 257L82 258L79 257V254H78V256L76 255ZM49 260H51V259H49ZM85 260H87V259H85ZM89 261H91V260L89 259ZM86 262H88V261H86ZM92 262H97V260L95 261V259H94V260H92ZM30 263L31 264H45L43 262H41V263L36 262L34 260L30 261ZM118 264H119V262H118Z\"/></svg>","mask_w":264,"mask_h":264}]
</instances>
